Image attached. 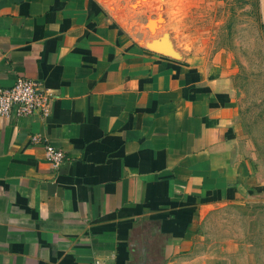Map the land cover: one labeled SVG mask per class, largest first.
<instances>
[{
    "label": "crops",
    "instance_id": "1",
    "mask_svg": "<svg viewBox=\"0 0 264 264\" xmlns=\"http://www.w3.org/2000/svg\"><path fill=\"white\" fill-rule=\"evenodd\" d=\"M128 4L0 0V88L51 96L44 118L0 117V264H190L206 214L261 192L240 91L193 51L139 47Z\"/></svg>",
    "mask_w": 264,
    "mask_h": 264
},
{
    "label": "rangeland",
    "instance_id": "2",
    "mask_svg": "<svg viewBox=\"0 0 264 264\" xmlns=\"http://www.w3.org/2000/svg\"><path fill=\"white\" fill-rule=\"evenodd\" d=\"M134 3V0H121ZM133 25L161 15L150 38L169 33L178 51H193L223 68L240 91L237 118L254 154L261 192L212 209L188 248L190 264H264V21L260 0H145ZM143 6V7H141ZM161 8V10H160ZM135 8H130L132 10ZM126 19V20H127Z\"/></svg>",
    "mask_w": 264,
    "mask_h": 264
},
{
    "label": "built area",
    "instance_id": "3",
    "mask_svg": "<svg viewBox=\"0 0 264 264\" xmlns=\"http://www.w3.org/2000/svg\"><path fill=\"white\" fill-rule=\"evenodd\" d=\"M50 97V94L38 82L18 78L12 86L0 88V117L20 118L37 114L44 118L48 114ZM29 142L32 145L40 144L42 146L44 159L52 170L58 169L64 161L63 153L44 143L39 136H30Z\"/></svg>",
    "mask_w": 264,
    "mask_h": 264
},
{
    "label": "water",
    "instance_id": "4",
    "mask_svg": "<svg viewBox=\"0 0 264 264\" xmlns=\"http://www.w3.org/2000/svg\"><path fill=\"white\" fill-rule=\"evenodd\" d=\"M142 1L145 0H135L134 3L131 4L129 7L136 8L142 3ZM260 1L262 17L264 21V0ZM123 11L124 9L121 7V5H119L113 17L115 22L120 26L122 25V22L120 20L124 17ZM163 22L164 19L161 15H157L154 19H146L143 30L148 34L147 36H150L151 34H154V32H156V30L161 26V24H163ZM137 43L139 47L144 48L145 50L160 55L162 57L170 58L172 60H180L182 58L181 51L175 49L169 33L164 32L160 36L154 38L141 37ZM235 96H239L237 90L235 91Z\"/></svg>",
    "mask_w": 264,
    "mask_h": 264
}]
</instances>
